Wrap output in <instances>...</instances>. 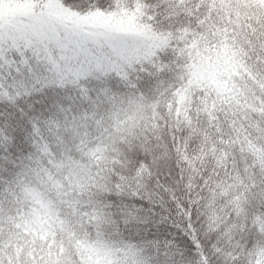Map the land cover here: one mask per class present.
Listing matches in <instances>:
<instances>
[{
  "label": "snow or ice",
  "instance_id": "6c2138e0",
  "mask_svg": "<svg viewBox=\"0 0 264 264\" xmlns=\"http://www.w3.org/2000/svg\"><path fill=\"white\" fill-rule=\"evenodd\" d=\"M0 264H264V0H0Z\"/></svg>",
  "mask_w": 264,
  "mask_h": 264
}]
</instances>
